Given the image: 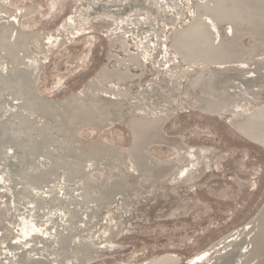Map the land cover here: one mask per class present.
I'll return each mask as SVG.
<instances>
[{
    "label": "bare ground",
    "instance_id": "bare-ground-1",
    "mask_svg": "<svg viewBox=\"0 0 264 264\" xmlns=\"http://www.w3.org/2000/svg\"><path fill=\"white\" fill-rule=\"evenodd\" d=\"M75 1L86 19L120 22L142 5L152 10L154 23L170 32L169 43L155 56V74L162 77L171 64L179 68L160 86L162 80L154 84V77L142 82L156 45L150 31L144 32L148 27L118 25L107 30L97 75L61 97L46 95L39 85L42 57L61 52L82 28L71 24V13L55 27L27 26L23 19L34 16L41 3L0 0V264H89L132 255L133 244L116 240L112 221L99 229L102 211L111 217L121 200L128 212L133 193L167 180L175 189L193 186L211 168L217 150L185 143L181 134L164 129L181 110L170 102L183 81L182 94L194 109L227 114L229 125L264 146V0H182L185 19L179 0ZM116 45L124 55L114 52ZM135 80L142 82L137 90ZM117 121L130 131L127 147L105 130ZM86 127L96 128L97 135L85 137ZM158 147L173 148L175 155L163 150L159 155ZM245 163V157L237 160L243 175L234 178V190L220 191V198L238 204L245 189L257 187L256 168ZM262 196L248 217L191 256L170 247L136 264H264ZM196 203L198 209L207 206L201 199ZM181 209L172 210V217L192 212L187 200Z\"/></svg>",
    "mask_w": 264,
    "mask_h": 264
},
{
    "label": "rangeland",
    "instance_id": "rangeland-1",
    "mask_svg": "<svg viewBox=\"0 0 264 264\" xmlns=\"http://www.w3.org/2000/svg\"><path fill=\"white\" fill-rule=\"evenodd\" d=\"M12 2L16 5H28L32 2L41 3L39 11L34 15L35 17L23 19V23L27 26L55 27L65 17L72 14L74 17L71 18V24L78 23L82 28V33L76 35L73 41L66 45L61 52L59 51L54 56L42 57L43 68L39 77V85L46 95L61 97L80 88L87 79L97 75L99 67L105 61V53L108 47L107 30L118 25L132 29H136L137 26L148 27V30L146 29L144 32L150 31V37L156 45L153 51L154 55L150 57L147 63V75L142 82L154 77V84L162 80L160 86L172 78L171 73L176 72L179 68L177 64H171V67L165 68L162 77L155 74V56L159 55L161 49L169 43L166 34L169 35L170 32L160 27V23H154L156 14L151 12L152 10L148 11L143 5L136 12L126 16L125 19H121L120 22H115L113 18L106 16L94 18L96 21L93 28L90 24L86 25V12L75 0H30V2L29 0H12ZM178 7L181 18L185 19L188 15L187 6L182 0H179ZM132 39L133 36H130L131 46H136ZM140 44L142 49L147 46L146 42ZM117 45L113 48L114 52L124 55L121 46ZM148 47L150 48L149 44ZM73 54L81 55H78L76 63L71 64L69 57ZM169 55L174 57L171 48ZM113 63L114 60H111L109 65ZM133 68L134 72L139 71L138 67L134 66ZM142 82L135 80L132 85L133 90H137L139 83ZM184 83L183 81L180 90L176 91V99L170 102L171 106L180 105L181 110L173 115L171 120L167 121L164 129L170 134H181L185 143L216 147L211 168L198 183L193 186L191 183L185 184V189H175L177 187L172 186L168 180L164 183L161 182L154 190L145 193L138 189L137 194H132L133 203L127 204L128 212L124 208L126 204L121 205V200L113 207L111 217L109 211H102L98 221L99 229L104 228L108 222L112 221L117 231L116 240L133 244L134 252L125 258L104 259L89 264H115L122 260H125L126 264H136L147 256L168 250L170 247H174L189 257L224 231L242 222L262 199L264 194V149L248 141L234 127L229 125L230 116L227 114L210 115L204 113L203 110L194 109L189 103L190 97L182 94ZM105 130L112 135L111 140L113 142L123 147L128 146L130 131L123 121H117L110 127H106ZM200 130H204L205 133H201ZM97 131L96 128L86 127L82 132L85 137L92 138L97 135ZM162 150L167 152L166 155H175L173 148L158 147L159 155H164ZM223 153L227 159L221 157ZM216 154H219L218 158L215 157ZM240 157L246 158V167L254 166L256 168L253 180L256 181L257 187L245 189L241 194L242 197L238 199V204H236L231 200L220 198L219 193L223 189L228 193L235 189L233 186L234 178L243 175L240 167L236 166ZM213 175H215L214 178ZM197 199L203 200L207 206L199 209L194 207L197 204ZM186 200L192 206V212H189L188 216L182 213L178 217H172V210L177 207L181 209L186 204ZM256 201L257 203H255ZM229 211L232 213L228 214Z\"/></svg>",
    "mask_w": 264,
    "mask_h": 264
},
{
    "label": "water",
    "instance_id": "water-1",
    "mask_svg": "<svg viewBox=\"0 0 264 264\" xmlns=\"http://www.w3.org/2000/svg\"><path fill=\"white\" fill-rule=\"evenodd\" d=\"M95 21H96V19H92V20L87 19L85 23H86L87 26L90 24L94 28V22ZM259 148L264 149V146H261Z\"/></svg>",
    "mask_w": 264,
    "mask_h": 264
}]
</instances>
